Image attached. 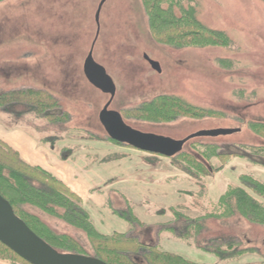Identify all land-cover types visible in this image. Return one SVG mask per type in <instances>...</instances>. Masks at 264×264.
<instances>
[{"label": "rangeland", "instance_id": "374dc122", "mask_svg": "<svg viewBox=\"0 0 264 264\" xmlns=\"http://www.w3.org/2000/svg\"><path fill=\"white\" fill-rule=\"evenodd\" d=\"M101 1L0 3V94L48 91L63 118L54 122L23 105L13 108L21 115L0 108V138L65 181L96 231H122L195 264H264V226L217 217L219 198L243 176L264 181L257 151L264 148V0H184L183 11L231 45L182 48L153 36L142 0H107L97 22ZM91 51L116 86L110 109L134 129L174 140L238 132L195 138L173 158L113 142L99 119L110 96L84 73ZM161 96L201 114L163 122L137 116ZM21 208L82 247L70 253L95 256L84 229L33 205ZM133 258L146 264L143 253ZM0 264L25 263L4 251Z\"/></svg>", "mask_w": 264, "mask_h": 264}, {"label": "trees", "instance_id": "16d2710c", "mask_svg": "<svg viewBox=\"0 0 264 264\" xmlns=\"http://www.w3.org/2000/svg\"><path fill=\"white\" fill-rule=\"evenodd\" d=\"M4 1L6 0H0V3ZM142 1L153 36L164 44L178 48L231 45L227 35L210 30L193 14L183 11L184 0ZM176 7L180 8L179 15L176 13ZM15 105L30 108L32 112L54 122L63 120L59 114L60 102L45 90H13L0 94V108L5 110L7 108L8 112H17L13 110ZM135 113L140 118L151 122H163L170 117L178 118L187 115L199 117L201 114L198 108L185 104L180 99L167 96L157 98L148 105V108L138 109ZM257 151L264 154V148ZM182 155L183 152L178 157ZM215 156L221 160L225 158L222 154ZM184 157L194 162L192 156ZM0 193L18 217L24 220L47 245L60 249L61 252L82 251V247L68 235H56L39 218L24 212L21 205H33L84 229L92 242L94 257L106 264H139L133 257L142 253L146 264H195L182 255L165 251L157 245L148 246L135 236L122 231H114L110 234L96 231L90 216L80 206L76 193L65 181L42 166L29 163L18 150L1 138ZM219 205L222 212L217 214L218 218L231 219L241 216L252 224L264 226V181L254 176H243L240 185L230 186L219 198ZM60 208L64 210L62 214L57 211ZM4 251L29 264L0 242V258L4 256Z\"/></svg>", "mask_w": 264, "mask_h": 264}, {"label": "water", "instance_id": "95a60500", "mask_svg": "<svg viewBox=\"0 0 264 264\" xmlns=\"http://www.w3.org/2000/svg\"><path fill=\"white\" fill-rule=\"evenodd\" d=\"M106 1L102 0L99 5L96 15L97 22H99L100 13ZM84 73L91 85L110 96L99 119L108 137L122 145L142 152L173 158L181 154L185 145L195 138L229 136L238 132L236 129L206 130L183 140L141 132L129 126L120 112L110 109L116 97V86L106 70L94 60L92 51L85 60ZM0 242L29 264H106L97 257L61 252L47 245L24 220L15 214L1 193Z\"/></svg>", "mask_w": 264, "mask_h": 264}, {"label": "crops", "instance_id": "0c3cea01", "mask_svg": "<svg viewBox=\"0 0 264 264\" xmlns=\"http://www.w3.org/2000/svg\"><path fill=\"white\" fill-rule=\"evenodd\" d=\"M13 147V146H12ZM14 148V147H13ZM16 149V148H15ZM16 150H18V149H16ZM19 151V150H18ZM20 152V151H19ZM20 154L22 155V153L20 152ZM29 163H31V162H29ZM31 164H33V163H31ZM33 165H38V164H33ZM40 166V165H39Z\"/></svg>", "mask_w": 264, "mask_h": 264}, {"label": "flooded vegetation", "instance_id": "af4514ba", "mask_svg": "<svg viewBox=\"0 0 264 264\" xmlns=\"http://www.w3.org/2000/svg\"><path fill=\"white\" fill-rule=\"evenodd\" d=\"M110 108H111V107H110ZM12 113H14V114H15V113H18V112H12ZM16 115H17V114H16Z\"/></svg>", "mask_w": 264, "mask_h": 264}]
</instances>
